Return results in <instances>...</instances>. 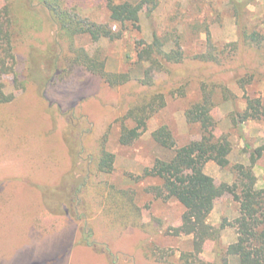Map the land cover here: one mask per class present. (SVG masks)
<instances>
[{
  "label": "rangeland",
  "instance_id": "1",
  "mask_svg": "<svg viewBox=\"0 0 264 264\" xmlns=\"http://www.w3.org/2000/svg\"><path fill=\"white\" fill-rule=\"evenodd\" d=\"M63 1L83 18L110 22V0ZM113 1L135 3L138 25H129L116 40L94 42L88 34L75 38L90 53L99 49L108 71L144 77L149 63L138 61V44L152 43L155 36L167 41V52L183 53L182 62L170 65L172 72L155 73L166 103L133 145L120 143L122 118L141 100L143 87L114 88L85 68L71 66L65 39L57 38L37 0L30 6L0 0V9L11 5L16 17L17 61L15 72L0 80L3 91L14 96L0 104V264H219L220 250L237 240L230 224L240 215L239 204L230 192L215 201L208 218L216 228L226 224L220 239L207 240L197 253L193 235L173 234L182 224L184 206L160 197L155 188L162 181L143 174L157 159L174 154L154 140L160 127L170 129L177 147L201 138L199 126L188 123L185 113L204 88L213 92L216 104L214 132L232 144L230 165L210 161L205 172L218 185H233L235 166H251L254 150L263 143L264 121H242L240 114L247 98L264 105V0L242 14V24L262 35L260 46L242 37L231 0H159L151 15L141 0ZM56 41V53H65L66 62L50 70L37 58ZM102 149L114 155L111 172H99L92 164ZM77 158L80 184L71 185ZM253 171L263 188L264 155ZM229 264L240 262L229 257Z\"/></svg>",
  "mask_w": 264,
  "mask_h": 264
},
{
  "label": "trees",
  "instance_id": "2",
  "mask_svg": "<svg viewBox=\"0 0 264 264\" xmlns=\"http://www.w3.org/2000/svg\"><path fill=\"white\" fill-rule=\"evenodd\" d=\"M23 1L27 6L35 2V0H19L21 6ZM37 1L47 11L52 25L56 28L57 38L65 39L71 66L85 68L88 72L100 76L105 83L114 88L131 83L143 87L141 100L133 105L122 118L120 143L133 145L146 131L148 120L166 103L163 88L156 86L155 73L171 71L170 65L182 62V51L167 52L164 49L167 41L155 36L152 43L142 41L138 44V61L149 63V66L145 68L144 77H133L130 72H110L107 70L106 58L99 49L90 53L85 47L78 46L75 38L83 34L90 35L94 42H99L102 38L110 40L121 38V31L129 25H138L140 21L139 9L135 3L130 1L116 3L110 0L107 4L110 22L99 24L83 18L76 7L66 6L63 0ZM141 1L146 5L149 15L159 4V0ZM255 1L231 0V4L242 37L248 43L260 46L262 35L257 31H249L242 24L244 8ZM15 22L16 17L12 6L2 7L0 9V80L3 75L15 72L17 63L14 47ZM113 26H119L120 31H114ZM57 41L49 44L45 50H40L37 58L49 65L50 70H55L66 62L65 53H56L55 49L59 46ZM201 59L209 61V58H205L204 55ZM13 99V95H7L3 91L0 81V104L9 103ZM215 105L213 92L204 88L200 100L192 103L186 110L187 122L198 125L201 130L202 136L199 140L177 147L173 134L167 126H162L153 132L154 140L164 149L173 151L174 154L168 160L157 159L151 168L145 169L143 177L160 179L162 186L155 188L160 197L174 199L184 206L182 224L173 229V234L175 236L193 235L197 253L202 251L203 244L207 240L220 239L226 224L223 223L216 228L208 223V218L214 209L215 201L230 192L234 201L239 204L240 215L233 224H230L237 230V240L220 250L219 264H229V257L238 258L240 264H264V187H258L257 177L253 171L256 161L264 155V138L262 145L253 152L251 166H235L238 177L233 185L216 184L215 179L205 172V166L213 161L220 167H228L232 144L226 137H218L214 132L216 122L212 110ZM240 118L242 121H264L262 101L247 98L246 110L240 114ZM127 121H131L132 125H127ZM78 158L69 179L71 185L80 184L77 183L76 176L81 166ZM113 161L114 155L102 149L100 156L93 158L92 164L99 172H111ZM84 179L83 183L86 184L87 179ZM84 205L87 207V204L84 203ZM72 206L70 204V210L75 212ZM53 212L57 214L56 211L53 210Z\"/></svg>",
  "mask_w": 264,
  "mask_h": 264
}]
</instances>
